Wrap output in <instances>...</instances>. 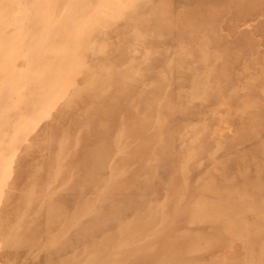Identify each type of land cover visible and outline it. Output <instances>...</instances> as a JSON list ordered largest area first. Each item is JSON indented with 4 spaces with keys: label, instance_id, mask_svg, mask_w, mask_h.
<instances>
[{
    "label": "rangeland",
    "instance_id": "374dc122",
    "mask_svg": "<svg viewBox=\"0 0 264 264\" xmlns=\"http://www.w3.org/2000/svg\"><path fill=\"white\" fill-rule=\"evenodd\" d=\"M0 264H264V0H0Z\"/></svg>",
    "mask_w": 264,
    "mask_h": 264
}]
</instances>
